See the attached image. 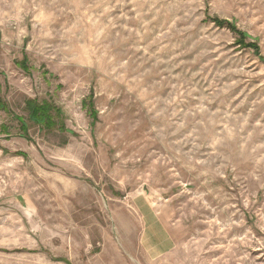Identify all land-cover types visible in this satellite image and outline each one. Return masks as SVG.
<instances>
[{
	"label": "rangeland",
	"instance_id": "1",
	"mask_svg": "<svg viewBox=\"0 0 264 264\" xmlns=\"http://www.w3.org/2000/svg\"><path fill=\"white\" fill-rule=\"evenodd\" d=\"M0 99V264H264V0H0Z\"/></svg>",
	"mask_w": 264,
	"mask_h": 264
},
{
	"label": "trees",
	"instance_id": "2",
	"mask_svg": "<svg viewBox=\"0 0 264 264\" xmlns=\"http://www.w3.org/2000/svg\"><path fill=\"white\" fill-rule=\"evenodd\" d=\"M213 21L218 26H226L232 32L236 33L240 38L239 42L243 46L253 48L256 52L258 51L259 46L257 45V43L247 41V39L249 38V34L238 29L237 26L230 20L214 18ZM25 63L26 58L24 59V64ZM26 105L29 112V118L33 123L38 124L45 129H52L54 126H58L61 131L67 130L63 122L59 124L56 120V117H62L63 115V111L59 107H56L48 101L40 102L37 99H27ZM0 108H5V105L4 103H2L1 99ZM93 113H96V111H93ZM21 123L23 131L22 136L29 138L28 124L25 121H21Z\"/></svg>",
	"mask_w": 264,
	"mask_h": 264
}]
</instances>
